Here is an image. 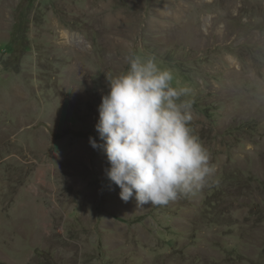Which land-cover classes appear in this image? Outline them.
Listing matches in <instances>:
<instances>
[{
    "label": "rangeland",
    "instance_id": "374dc122",
    "mask_svg": "<svg viewBox=\"0 0 264 264\" xmlns=\"http://www.w3.org/2000/svg\"><path fill=\"white\" fill-rule=\"evenodd\" d=\"M132 54L189 89L216 166L164 206L89 142ZM0 264H264V0H0Z\"/></svg>",
    "mask_w": 264,
    "mask_h": 264
},
{
    "label": "clouds",
    "instance_id": "9594fccd",
    "mask_svg": "<svg viewBox=\"0 0 264 264\" xmlns=\"http://www.w3.org/2000/svg\"><path fill=\"white\" fill-rule=\"evenodd\" d=\"M126 72L108 77L109 91L98 107L93 148L102 149L106 175L136 208L164 206L210 186L216 174L211 153L194 134L189 89L173 86L171 69L152 54L128 57Z\"/></svg>",
    "mask_w": 264,
    "mask_h": 264
},
{
    "label": "bare ground",
    "instance_id": "6f19581e",
    "mask_svg": "<svg viewBox=\"0 0 264 264\" xmlns=\"http://www.w3.org/2000/svg\"><path fill=\"white\" fill-rule=\"evenodd\" d=\"M79 39L81 40V38L79 37Z\"/></svg>",
    "mask_w": 264,
    "mask_h": 264
}]
</instances>
